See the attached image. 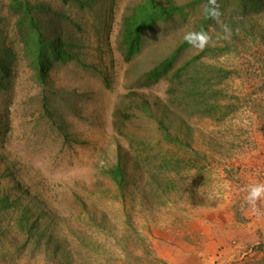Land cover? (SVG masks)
Returning <instances> with one entry per match:
<instances>
[{"label":"rangeland","instance_id":"obj_1","mask_svg":"<svg viewBox=\"0 0 264 264\" xmlns=\"http://www.w3.org/2000/svg\"><path fill=\"white\" fill-rule=\"evenodd\" d=\"M41 1L64 12L54 0ZM143 1L102 0L82 14L67 7L82 26L72 37L82 41L87 69L79 62L57 65L42 86L23 56L9 0H0V44L18 57L11 89L0 92V120L9 121L0 134V195L14 201L0 214V264H264V199L257 202L259 216L246 201L249 186L264 183V19L250 22L252 33L231 31L227 39L221 21L214 23L208 42L199 41L176 63L173 71L206 45L232 49L203 59L232 72L228 79L190 86L199 96L208 89L219 102L209 117L198 98H170L173 71L156 83L145 78L195 34L204 4L188 19L147 32L141 54L128 62L121 17ZM44 98L55 110L49 117ZM135 100L149 102L156 117V104L172 102L169 110L180 118L168 122L169 131L184 144L164 140ZM73 112L77 117L66 123ZM132 132L151 145L157 183L148 167L151 173L131 178L123 197L103 171L116 163L118 140L128 142ZM171 161L182 164L166 165Z\"/></svg>","mask_w":264,"mask_h":264},{"label":"trees","instance_id":"obj_2","mask_svg":"<svg viewBox=\"0 0 264 264\" xmlns=\"http://www.w3.org/2000/svg\"><path fill=\"white\" fill-rule=\"evenodd\" d=\"M54 1L63 6L64 12L54 10L50 4L41 0H9V11L16 18V31L18 34V41L22 44L23 56L28 61L30 69L42 86L47 85L48 81H50V73L57 65L79 62L83 68L87 69V64L80 58L79 49L84 47L82 41L75 40L76 38L74 39L72 37L74 33L80 34V32H82V26L80 22H76L75 19H72L66 10L68 7L69 9H78L81 14L87 13L89 10L99 6L102 0ZM224 2L227 3V8L222 6V0H190L186 4H178L175 0H144L136 7L130 8L128 14L121 17L120 25L121 45L122 48H124L126 61L130 62L141 54L143 38L147 32L157 27L158 24H168L172 20L181 18L188 19L190 14H192L191 10L197 7V4H204L203 9L200 10L201 16L203 15L204 18L200 26L198 28L196 27L195 34L184 40V43L179 45L172 55L162 61H158L149 69L145 77L147 83H156L161 79H169V75L173 71L178 60L200 41V37L197 34L203 32L209 36L210 26L214 23L216 25L221 21V26L219 27H221L222 31L224 25H227L233 32L238 31L248 34L252 33L248 25H250L253 19H264V0H225ZM206 6L209 8L218 6L219 17L213 19L210 16H206L204 13ZM225 44L229 45L228 42H225ZM5 46H7L5 43L0 44L1 93H7L11 89L13 67L18 61L17 53L12 48ZM213 50H215V52H213ZM223 50L231 51L232 49L229 47L212 49L211 45H206L202 53L176 68L170 78V81L176 87L170 93V98L172 97L171 95H173V97L182 96V98H198L196 103L201 104V109L205 112L204 114L212 117L219 102L208 94V89H206L207 95L200 94L199 96L197 89L190 86L196 84V82L202 83L203 80H206L207 85L213 86L214 83H218L219 80L223 83L232 75V72L213 67L203 60L208 54L217 56V53H221ZM205 68L209 69L207 70L210 75L204 73V71H207ZM212 72H215L213 76ZM135 103H139L140 108L146 114L155 118L164 140L168 143H172L174 147L184 144L183 141H180L179 137L174 136L169 131L168 122L175 121L177 117L180 118L179 115L169 110L172 102L169 103L166 101L162 104H156L161 111L158 117L154 116V108L149 102H137L135 100L134 104ZM42 104L44 116L49 117L55 112V110L50 108L51 104L48 98H44ZM139 105L137 104L136 106L138 107ZM118 113L120 114V112H117L116 115H113L115 120L114 123L118 121ZM70 115L69 118H65L68 124H71L70 120L72 122L73 117H77V114L74 112L70 113ZM129 115H131V113L126 114L124 112L122 118L131 120ZM224 118L225 116H223L222 119ZM8 124V120H5V122H1L0 120V134L6 131V126ZM65 137H69L68 133H66ZM117 143L116 163L110 165L107 170H104L103 174L116 186L121 195L123 197L125 196V189L130 184L131 178L137 177L142 172L149 171L147 170L148 167L152 169V173L150 171L147 172L151 173L149 175V180L152 181V183H157V172H154V166L158 165V163L152 157L151 145L139 141V137L133 132L128 142L123 143L118 140ZM125 148H128L129 151H125ZM187 148L189 147L187 146ZM193 153L200 156L196 151H193ZM174 163H176V167H179L182 161H171L167 162L166 165L173 166ZM174 171L179 173V170ZM16 189H18V186H16ZM13 204L14 201L11 198V194L3 193L0 195V214L12 210L14 207ZM59 247L60 246H58V248ZM58 248H56L55 252Z\"/></svg>","mask_w":264,"mask_h":264},{"label":"clouds","instance_id":"obj_3","mask_svg":"<svg viewBox=\"0 0 264 264\" xmlns=\"http://www.w3.org/2000/svg\"><path fill=\"white\" fill-rule=\"evenodd\" d=\"M204 13L206 16H210L213 19H217L219 17L218 6H216L215 8H209L206 6L204 9ZM223 33L225 39L229 38L231 36L230 28L228 26H224ZM197 35H199L202 44H206L208 42L209 38L206 33L201 32ZM262 199H264V183H256L250 185L248 188V195L246 197V201L250 206L252 213L257 216L261 214L260 209L257 206V202L261 201Z\"/></svg>","mask_w":264,"mask_h":264},{"label":"crops","instance_id":"obj_4","mask_svg":"<svg viewBox=\"0 0 264 264\" xmlns=\"http://www.w3.org/2000/svg\"><path fill=\"white\" fill-rule=\"evenodd\" d=\"M261 227H262V225H261ZM187 264V262H185V261H182V262H176V261H174V260H172V259H170V261L168 260V262L166 263V264Z\"/></svg>","mask_w":264,"mask_h":264}]
</instances>
